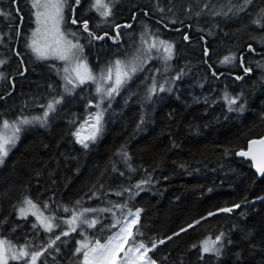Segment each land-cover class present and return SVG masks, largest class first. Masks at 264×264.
<instances>
[{
    "label": "trees",
    "instance_id": "trees-1",
    "mask_svg": "<svg viewBox=\"0 0 264 264\" xmlns=\"http://www.w3.org/2000/svg\"><path fill=\"white\" fill-rule=\"evenodd\" d=\"M107 1L109 16L94 9V0H66L65 32L82 45L93 69L140 56L142 36L173 44L174 54L163 59L151 51L142 70L104 104L102 130L84 148L75 133L90 122L89 88L71 93L57 62L32 58L26 49L35 26L29 0H0L9 57L0 122L33 120L44 109L35 105L61 101L42 123L23 126L0 166V240L43 251L37 264H82L76 253L81 241L104 243L118 230L109 228L116 219L141 209L136 238L156 245L150 256L157 264H264V175L236 157L264 134V0ZM258 19L261 24L254 23ZM225 57L234 59L225 63ZM42 90L49 93L33 102L35 108L23 103ZM26 199L58 226L46 232L32 216L19 219ZM84 208L111 211L86 213L98 218L95 227L70 231L65 221ZM221 234V252L204 256L201 243Z\"/></svg>",
    "mask_w": 264,
    "mask_h": 264
},
{
    "label": "snow or ice",
    "instance_id": "snow-or-ice-1",
    "mask_svg": "<svg viewBox=\"0 0 264 264\" xmlns=\"http://www.w3.org/2000/svg\"><path fill=\"white\" fill-rule=\"evenodd\" d=\"M75 4L79 5L80 0H74ZM245 4L251 2V0H244ZM66 6V0H33L32 7L36 10L35 17L36 23L38 25L37 29L33 32V41L30 47L32 51L35 52L40 59H47L49 56H54L56 59L68 61L70 57L76 58L77 63L72 71L75 73L74 80L69 77H65L68 84H73V86H77L78 84H84L87 81L95 82L97 77L93 75L92 71L88 68V65L85 61L79 59L77 56L78 52H82L83 47L79 43H73L71 40H67L64 36V33L60 30L61 24L64 22V8ZM94 7L97 11L100 9H104L101 12L102 16L111 15V9L108 4L101 3V0H96ZM74 11V9H73ZM3 14V13H0ZM199 15V13H197ZM261 18L264 19V10H261ZM72 24H77L78 20L73 18L71 19ZM256 24H261V20L258 19L254 21ZM43 26L44 32H41V27ZM126 27H131V25H125ZM84 31H88L89 26L85 21L83 22ZM51 35L53 37L51 43H46L41 46L38 43L37 37L43 36L47 37ZM72 35H75L74 33ZM90 35H92L90 33ZM99 39H103V37H98ZM188 39L187 36L184 37ZM142 43H147L144 40V37H141ZM173 44L164 41V40H153L148 44V47L143 50V55L147 58L150 57V53L152 49L163 48L164 52L167 54L165 59H171L173 56ZM140 57L139 55L133 57L131 60L125 62L121 60L115 61L114 68L109 67L106 69V75L101 74V80H110L113 81L109 87L104 90V95L111 97L114 93L118 92L119 88L127 82L128 79L131 78L132 74H135L137 71L142 70V62L138 63ZM232 57H225V63L230 62ZM65 72H68V68L64 69ZM250 69H245L247 73ZM113 72H115V77L113 79ZM179 78V77H177ZM242 77H237V79H241ZM102 90L98 87L97 92H101ZM156 91L155 84L149 90L150 93H154ZM160 91H164L163 87L160 88ZM60 100H54L47 105V111L44 112V118L34 117V120H41L43 122L44 119L47 118L49 112L55 110V105L59 104ZM230 104H236L237 101L232 99L229 101ZM230 110H233L230 108ZM95 123L93 125V133L88 139L94 140L96 135L102 130L101 120L102 113H96L94 116ZM32 121L24 118L20 121L10 123L7 120L2 122L0 128V164L3 163L4 158L8 155L10 150L9 146H14L18 137V133L20 132L19 125L29 124ZM78 138V142L83 145L84 148L88 147V144L79 138V133L76 134ZM252 145H260L261 147L254 151ZM127 154L125 153V156ZM237 155L242 157H249L255 163L257 171L264 175V139L253 140L250 141L248 151H240ZM143 183V182H142ZM137 188L140 185H136ZM127 191V189H125ZM117 195H122V193H117ZM24 204L28 205L31 209H36V204L33 203L32 200L26 199ZM77 205L80 204V201L76 202ZM45 208L47 205L44 206ZM114 207H119L121 209L125 208L126 205H118ZM239 207V205H236ZM65 212L70 211L68 208L63 209ZM232 208H224L221 211L231 212ZM21 217L26 218L28 209L21 207L19 209ZM104 212L111 211V209H92V208H84L82 211L76 212L72 211L71 218L66 220L65 223L68 224L69 230L75 232L77 227L80 225H87L88 227H95L98 223V218L88 219L86 217V213L89 212ZM141 209H137L133 212L131 209L127 212V217H132V219H125L121 221L120 219H116L113 224L109 226V228H117L119 225L118 231L114 234L110 235L105 243H101L99 240L94 242V246H90L89 242L81 241L80 247L76 249L77 254H82L83 260L82 264H116L117 256L120 253H123V257L121 258V264H157V261L149 255L151 251L156 247L155 244L152 247L146 246L143 242L137 240V236L140 235L138 228L136 227L139 223L140 212ZM32 215L36 216V220L39 222L40 226L46 231L51 232L53 230L54 225L53 220L54 217L44 216L41 212H32ZM37 225L33 224L32 227L35 228ZM191 227V225L189 226ZM186 229H182L184 231ZM63 235L67 236L68 232H63ZM178 235V233H177ZM223 235V234H221ZM56 240L60 239V236H56ZM220 237L216 238V242H219ZM209 246V242L205 241L203 244V252H218L219 249L215 247V243ZM55 243V240L52 241V244ZM163 243V241H160ZM51 246V245H50ZM127 246V247H126ZM46 251V249L44 250ZM43 251L35 250L29 251L27 246H21L19 249L14 248L7 241L0 240V264H9V260H24L25 264H37L39 258L43 255Z\"/></svg>",
    "mask_w": 264,
    "mask_h": 264
},
{
    "label": "rangeland",
    "instance_id": "rangeland-1",
    "mask_svg": "<svg viewBox=\"0 0 264 264\" xmlns=\"http://www.w3.org/2000/svg\"><path fill=\"white\" fill-rule=\"evenodd\" d=\"M29 2H30V4H31V6H32V2H33V0H29ZM95 2H96V0H94V4H95ZM101 3H105V4H108V1L107 0H101ZM67 5H68V3L66 2V6H65V8H64V22L61 24V26H60V30L64 33V36H65V38L67 39V40H71L73 43H77V42H74L67 34H66V32H65V25H66V10H67ZM109 5V4H108ZM94 6V5H93ZM33 8V7H32ZM94 9L97 11V9L94 7ZM35 9L33 8V14H34V22H35V26H34V29L32 30V34H30V36H29V38H28V42H27V44H26V49L28 50V52L30 53V55L32 56V58L34 59V60H39V61H41V62H46V61H51V60H53V61H55V62H57L58 64H59V71H60V77H61V79L64 81V83L66 84V86L70 89V92L71 91H73V92H75V90H77L78 88H82V87H84V86H87L88 88H89V92H90V99L88 100V104H90V106H91V108H90V110H89V112H88V114H87V117L86 118H88L89 120H90V122H89V127H88V129L85 131V134H87L88 135V137H90L91 135H92V133H93V131H94V129H93V125H94V123H95V120H94V116H95V114L96 113H102V111H103V107H104V104H107L108 103V101H110L119 91H120V89L122 88V86L124 85H122L120 88H119V90H118V92H116V93H114L111 97H108V96H106V95H104V90H106L108 87H109V85H111L112 83H113V81H110V80H101L100 79V76H101V74L103 73V74H105L106 75V69H108L109 67H113L114 68V64H115V61L114 62H112L111 64L109 63V64H106V65H102L101 66V69H93V67L90 65V63H89V61L86 59V57L84 56V53H83V50H82V52H78L77 53V56L79 57V59H81V60H83V61H85L86 63H87V65H88V68L92 71V73H93V75H95L96 77H97V79H96V81L95 82H93V81H87V82H85L84 84H78V82H76V84H77V86H73V84H68L67 83V80L65 79V77L67 76V77H69V78H72L73 80H74V78H75V73L72 71V69L75 67V65H76V63H77V59L76 58H73V57H70L69 58V60L68 61H65V60H60V59H56L54 56H49V58H47V59H40V58H38V56H37V54L35 53V52H33L32 51V48L30 47V45L32 44V41H33V32L37 29V27H38V25H37V23H36V17H35ZM102 11H104V9H100V11H97L100 15H101V12ZM0 13H2L1 12V9H0ZM2 14H0V16H1ZM103 21L104 20H99V23H100V25H101V23H103ZM39 27H41V32L43 33L44 32V28H43V26H39ZM52 39H53V37L51 36V35H49V36H47V37H43V36H39V37H37V40H38V43L41 45V46H43V45H45L46 43H51V41H52ZM152 41H147V43H144V45H143V49H142V52H141V55L139 56L140 57V60L138 61V62H142V68L144 67L143 65L145 64V63H147L148 61H149V59L150 58H147V57H145L144 55H143V50L144 49H146L147 47H148V44L149 43H151ZM7 46V41L1 36V34H0V83H1V81L4 79V71H3V67H4V65H5V63L8 61V59H9V57H8V55L4 52V49H5V47ZM152 50H154V51H157V54L156 55H160V54H162V55H164L165 57H166V53L164 52V50H163V48H159V50H157V49H152ZM151 50V51H152ZM152 54V53H151ZM151 54H149L150 55V57H151ZM133 57H135V56H132V57H130V58H128V59H125V60H122L121 59V61H125V62H127V61H129V60H131ZM165 57H163V59H165ZM120 60V59H119ZM117 61V60H116ZM264 63L263 62H260L259 63V66H261V65H263ZM65 68H68V72H65L64 71V69ZM133 75V74H132ZM131 75V76H132ZM114 77H115V72H113V79H114ZM100 88L102 91L101 92H97V88ZM43 92H45V91H43L42 90V92L41 91H35V93L34 94H32V95H28L25 99H24V101H23V103H26V105H29L28 107L29 108H35L34 107V104H33V102H36V101H38V100H40V98H41V94H43ZM73 92H71V93H73ZM45 93H49V92H45ZM50 102H48V103H46L45 104V106L43 105V103H40V104H37V105H35L36 107H44V109L43 110H41L40 112H39V117L40 118H44V112L45 111H47V105L49 104ZM31 104V105H30ZM43 105V106H42ZM56 106H57V104L55 105V108H56ZM52 112H49V114H48V116L51 114ZM47 116V117H48ZM28 120H30V121H32L31 123H29V124H33V123H36V120H31V119H29V118H27ZM47 119V118H46ZM46 119H44L43 121H45ZM40 121V123H42L41 122V120H39ZM3 122V121H2ZM2 122H0V125H2ZM14 122H17V121H14ZM10 123H13V122H10ZM23 126H27V124H22V125H19V127L21 128V130H20V132L18 133V137L20 138V133H21V131H22V128H23ZM79 129L80 128H78L77 130H76V133L77 132H80L79 131ZM0 131H2V128H0ZM76 133H75V136H76ZM97 137H98V134L96 135V138L94 139V140H92V139H89V141H88V143L87 144H90V143H93V142H95L96 141V139H97ZM19 138L17 139V141H16V143H15V145L14 146H9V148H10V150H9V152H8V155L4 158V161H3V163L2 164H0V166H2L4 163H6L7 161H8V159H9V157H10V155H11V151L13 150V149H15L16 147H17V145H18V141H19ZM77 138V137H76ZM21 207H24V208H26V209H28V212H27V216H26V218L28 217V216H32L33 218H35L36 219V216H34V215H32V212H36V211H38V212H41L40 210H39V208L37 207L36 209H31V208H29V206L28 205H26V204H23ZM20 207V208H21ZM19 208V209H20ZM42 213V212H41ZM18 218L19 219H26V218H23V217H21V214H20V211H18ZM125 219H132V217H127V215L124 217V219H123V221L125 220ZM37 221V220H36ZM38 222V221H37ZM38 224H39V222H38ZM40 225V224H39ZM42 228V227H41ZM119 229V228H118ZM118 231V230H117ZM217 237H220V240H219V242H216V238ZM217 237H215V238H207V239H205L202 243H201V252H202V254L204 255V256H209V255H218L220 252H221V246H222V243H223V235H219V236H217ZM4 241H6V240H4ZM205 241H208L209 242V246H211L212 244H213V242H216L215 243V247L217 248V249H219V251L218 252H210V253H204L203 252V244H204V242ZM8 242V241H7ZM106 242V241H105ZM104 242V243H105ZM9 244H11L10 242H8ZM12 245V244H11ZM14 248H16V249H19L20 247H15L14 245H12ZM94 246V245H93ZM127 247V246H126ZM149 255H150V253H149ZM123 257V253H120L119 254V256H117V261H116V264H121V258ZM23 260H19V261H16V260H9V263H11V262H17V263H21Z\"/></svg>",
    "mask_w": 264,
    "mask_h": 264
},
{
    "label": "water",
    "instance_id": "water-1",
    "mask_svg": "<svg viewBox=\"0 0 264 264\" xmlns=\"http://www.w3.org/2000/svg\"><path fill=\"white\" fill-rule=\"evenodd\" d=\"M208 56H209V51L206 52V57H208ZM89 126H90V125H89ZM89 126L82 127V130H81L80 132H77V133H79V138H80V139H83L85 142H87V141L89 140V139H88V135L85 134V131L88 129ZM77 133H76V134H77ZM76 137H77V135H76ZM260 139H264V134H263L262 136H260V137H257V138H254V139H251L250 141H253V140H260ZM250 141H248V143H247L245 149H241V150H239L238 152H240V151H248ZM260 147H261L260 145H252V148H253L254 151L258 150ZM238 152H236V157H237V158L242 159V160H244V161L250 163V165H251V167H252V170L256 173L257 176H259V177L263 176L261 173H259V172L257 171L256 165H255V163L252 161L251 158H249V157H242V156H239V155H237Z\"/></svg>",
    "mask_w": 264,
    "mask_h": 264
},
{
    "label": "flooded vegetation",
    "instance_id": "flooded-vegetation-1",
    "mask_svg": "<svg viewBox=\"0 0 264 264\" xmlns=\"http://www.w3.org/2000/svg\"><path fill=\"white\" fill-rule=\"evenodd\" d=\"M87 124H88V121L86 122V124H85V125H83V126H81V127H84V126H86ZM81 127H80L79 131L81 130Z\"/></svg>",
    "mask_w": 264,
    "mask_h": 264
},
{
    "label": "bare ground",
    "instance_id": "bare-ground-1",
    "mask_svg": "<svg viewBox=\"0 0 264 264\" xmlns=\"http://www.w3.org/2000/svg\"><path fill=\"white\" fill-rule=\"evenodd\" d=\"M258 55H260V54H258ZM24 74H22V76H23ZM238 152V151H237Z\"/></svg>",
    "mask_w": 264,
    "mask_h": 264
}]
</instances>
